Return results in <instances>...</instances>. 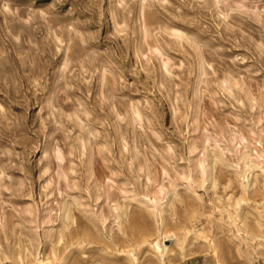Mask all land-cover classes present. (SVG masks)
Returning <instances> with one entry per match:
<instances>
[{"label":"rangeland","instance_id":"374dc122","mask_svg":"<svg viewBox=\"0 0 264 264\" xmlns=\"http://www.w3.org/2000/svg\"><path fill=\"white\" fill-rule=\"evenodd\" d=\"M0 264H264V0H0Z\"/></svg>","mask_w":264,"mask_h":264},{"label":"bare ground","instance_id":"6f19581e","mask_svg":"<svg viewBox=\"0 0 264 264\" xmlns=\"http://www.w3.org/2000/svg\"><path fill=\"white\" fill-rule=\"evenodd\" d=\"M259 157V156H258ZM247 168L249 169L250 168V164L247 165ZM263 172V171H262ZM162 256V255H161Z\"/></svg>","mask_w":264,"mask_h":264}]
</instances>
